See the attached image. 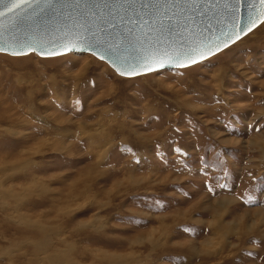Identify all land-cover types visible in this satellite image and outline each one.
<instances>
[{
  "label": "rangeland",
  "instance_id": "rangeland-1",
  "mask_svg": "<svg viewBox=\"0 0 264 264\" xmlns=\"http://www.w3.org/2000/svg\"><path fill=\"white\" fill-rule=\"evenodd\" d=\"M0 264H264V24L134 78L0 54Z\"/></svg>",
  "mask_w": 264,
  "mask_h": 264
},
{
  "label": "water",
  "instance_id": "water-1",
  "mask_svg": "<svg viewBox=\"0 0 264 264\" xmlns=\"http://www.w3.org/2000/svg\"><path fill=\"white\" fill-rule=\"evenodd\" d=\"M85 12L86 8L73 5L57 8L54 13L42 15L38 19L28 17L18 22L13 17L5 20V48L0 54L12 57L35 54L41 58L89 54L108 64L119 76L134 78L165 70L185 69L202 63L249 35L264 20V4L259 3V0H250L249 4L242 5L240 17L235 22L222 8H216L213 4L204 6L202 10L197 9L194 16L191 13L188 16L149 15L142 10L139 17L133 12L125 16L123 9H120L117 17L119 27L114 32L112 24L107 23L111 17L106 12L102 11L99 15L91 11H87V14ZM249 16L254 24L248 20ZM245 23H250L252 27L247 35L242 31ZM105 24L106 30L101 31ZM89 29L97 36L109 39L114 45L123 46L121 54L124 57H145L142 66L137 68L138 74L125 72L120 75L124 71L120 64L114 63L102 49L85 44L84 38L90 35ZM106 32L113 34L106 36ZM18 37H23L25 43L22 46L24 54L17 56L12 53L21 50V45L16 43ZM189 47L196 50L193 56L189 58L181 55ZM101 56L104 58L101 59Z\"/></svg>",
  "mask_w": 264,
  "mask_h": 264
},
{
  "label": "snow or ice",
  "instance_id": "snow-or-ice-1",
  "mask_svg": "<svg viewBox=\"0 0 264 264\" xmlns=\"http://www.w3.org/2000/svg\"><path fill=\"white\" fill-rule=\"evenodd\" d=\"M249 2L250 0H0V52H3L5 48V41L3 39L6 30L5 20H10L13 17L18 22H22L28 17L38 19L42 15L54 13L57 8L75 5L76 7L86 8L85 14H87V11H91L97 15L104 11L108 17H111L107 23L112 24L114 32L119 27L117 17L120 15V9H123L125 16L129 12H133L139 17L141 10L149 15L188 16L191 13L194 16L197 14V9L202 10L204 6L213 4L216 8H222L229 18L235 22L240 17L241 6L247 5ZM259 3L264 4V0H259ZM114 12L116 13L115 15L113 14ZM123 18L121 17V19ZM128 18L131 19V17ZM248 20L252 24L255 23L251 20L250 16ZM260 23L264 24V20H261ZM106 28L107 24H105L104 29H101V31H105ZM242 31H244L245 35L252 31L250 23H245ZM89 33L90 35L84 38V43L89 47L102 49L114 63L120 64L124 68V71L119 73L120 75H124L125 72L137 73V68L142 66V61L145 57L140 55H132L130 58L124 57L121 54L123 46L114 45L109 39L97 36L91 29H89ZM112 34L106 32V36ZM239 38L238 36L237 39ZM16 43L21 45V50L13 52L12 55H23L22 46L25 43L24 38L18 37ZM225 46L227 47V45ZM195 51L194 48L189 47L181 55L191 58ZM100 58L103 59L104 57L101 56ZM193 63H195L194 60ZM148 70L152 71L151 68Z\"/></svg>",
  "mask_w": 264,
  "mask_h": 264
},
{
  "label": "bare ground",
  "instance_id": "bare-ground-1",
  "mask_svg": "<svg viewBox=\"0 0 264 264\" xmlns=\"http://www.w3.org/2000/svg\"><path fill=\"white\" fill-rule=\"evenodd\" d=\"M260 26H261V25H260ZM260 26H259V27H260ZM255 30H256V29H255ZM247 36H248V35H247ZM244 38H245V37H244ZM244 38H243V39H244ZM241 40H242V39H241ZM237 43H238V42H237ZM235 44H236V43H235ZM88 55H89V54H88ZM226 204H227V203H226ZM216 207H217V206H216ZM222 207H224V206H222ZM217 209H219V208H217ZM215 214H216V213H215ZM215 216H216V215H215ZM216 222H218V221H216ZM216 222H215V223H216ZM219 222H220V221H219ZM242 223H243V222H242ZM256 224H257V223H256ZM215 225H217V224H215ZM208 247H209V246H207V248H208ZM204 249H205V248H204ZM204 252H205V251H204ZM209 252H210V251H209Z\"/></svg>",
  "mask_w": 264,
  "mask_h": 264
}]
</instances>
